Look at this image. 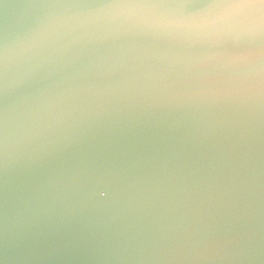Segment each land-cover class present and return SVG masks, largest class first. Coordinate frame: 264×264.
<instances>
[{"label": "water", "instance_id": "obj_1", "mask_svg": "<svg viewBox=\"0 0 264 264\" xmlns=\"http://www.w3.org/2000/svg\"><path fill=\"white\" fill-rule=\"evenodd\" d=\"M182 17L0 0V264H264V65Z\"/></svg>", "mask_w": 264, "mask_h": 264}, {"label": "snow or ice", "instance_id": "obj_2", "mask_svg": "<svg viewBox=\"0 0 264 264\" xmlns=\"http://www.w3.org/2000/svg\"><path fill=\"white\" fill-rule=\"evenodd\" d=\"M135 6L180 8L183 17L167 26L215 31L220 39L235 34L236 47L228 53L236 68L264 65V0H132ZM2 61V50H0ZM208 66V65H205ZM253 94L264 103V72L247 80ZM200 93H184L196 97Z\"/></svg>", "mask_w": 264, "mask_h": 264}]
</instances>
